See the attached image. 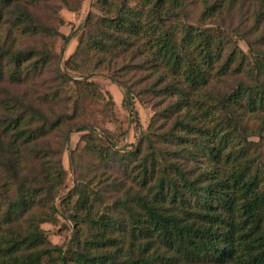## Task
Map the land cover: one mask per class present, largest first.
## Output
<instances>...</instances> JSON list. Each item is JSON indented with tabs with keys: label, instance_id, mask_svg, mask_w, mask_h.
Returning <instances> with one entry per match:
<instances>
[{
	"label": "trees",
	"instance_id": "obj_1",
	"mask_svg": "<svg viewBox=\"0 0 264 264\" xmlns=\"http://www.w3.org/2000/svg\"><path fill=\"white\" fill-rule=\"evenodd\" d=\"M45 1L0 0V264H264V52L239 36L253 52L254 83L239 80L214 104L201 97L230 66L222 45L232 31L226 19L236 8L247 9L250 32H262L257 42L264 44V0H96L68 59L78 79L59 69V54L17 49L14 40L8 43L11 31L2 36L11 15L12 27H21L24 36L61 37V53L71 35L36 24L31 12ZM60 1L70 11L80 7L79 0ZM192 3L199 9L195 22L187 13ZM124 59L136 62L119 64ZM49 66L55 81L43 99H57L69 114L46 113L10 91L29 77L40 78ZM129 68L151 75L150 88L158 95L175 98L171 174L159 170L147 140L140 160L146 194L118 197L112 205L120 212L105 214L96 209L93 202L100 199L91 190L71 192L78 196L74 215L88 226L87 234L80 233L74 249L51 246L40 224L57 212L54 200L65 181L58 153L67 150L72 132H87L81 137L85 151L100 148L89 124L72 123L83 99L100 96L84 78L103 71L123 88V106L137 115V92L116 78ZM245 116L257 123L252 131ZM135 123L140 128L138 118ZM58 130L62 147L48 153L37 146ZM74 152L68 154L71 164Z\"/></svg>",
	"mask_w": 264,
	"mask_h": 264
},
{
	"label": "rangeland",
	"instance_id": "obj_2",
	"mask_svg": "<svg viewBox=\"0 0 264 264\" xmlns=\"http://www.w3.org/2000/svg\"><path fill=\"white\" fill-rule=\"evenodd\" d=\"M76 1V0H75ZM72 0V2H75ZM96 0H79L80 7L76 11H70L62 7L60 0H47L37 4L31 12L34 13V21L41 26L49 27L53 31L63 35H71L64 49L59 53L62 47V38L48 32L38 33L36 36H24L20 34L21 27H12L11 15H7V21L4 24L2 36L5 37L7 30L11 31L7 35L11 40L15 41L14 47L23 49L28 46L35 47L37 50H51L55 55L59 54V69L69 72L78 79L80 77L69 69V57L76 51L78 40L82 32V25L90 12H95L94 4ZM131 6L134 3H130ZM198 7L192 3L188 10L190 22H195ZM248 17L247 9L236 8L232 17L226 19L230 22L232 31L229 37L223 39L224 51L223 58H231L230 66L226 74L220 78L212 79L208 87L201 97L206 100L207 104H214L218 97L224 93L236 88L239 80L252 85L254 83L253 69V52L249 50L247 44L239 40V36L243 38L252 48L264 52V44L260 46L257 42L260 34L250 32V22L246 21ZM15 28V29H13ZM52 34V32H51ZM43 40H42V39ZM264 41V38L261 40ZM256 45L260 47H256ZM132 59H124L119 64H129ZM133 61L131 63H135ZM116 76L119 81L125 85H133L137 92L133 104V111L137 115L131 113L122 104L123 88L107 79L101 70L94 71L86 79L92 82L100 92L98 98H85L79 104L78 115L72 123L86 122L92 128V135L96 136L100 142L98 152L96 149L89 151L84 150V144L81 137L87 132H72L70 140L67 144V150L59 154L61 157L62 166L65 170L64 184L59 189L54 200V206L57 212L54 214L51 221L41 223L40 227L45 231V235L51 246H59L63 250L74 249L77 237L80 233L86 236L88 226L80 225V219L74 215L77 209V195H71V192L77 194L78 189L92 191V198H99L98 202H93L97 205L102 213L109 214L114 211L120 212V209L113 207L112 202L118 197H125L129 194L132 196L137 193L146 194L148 189L142 188L140 179L144 176L141 172L140 160L147 153V140L151 141L155 147L154 152L159 170L171 174V168L168 165L171 159V151L175 148L171 147L172 124L177 116L176 112L171 107L175 98H169L164 95H158L156 88H150L153 77L147 75L137 69H131L119 73ZM254 74V73H253ZM8 74H4L6 80ZM54 69L47 67L40 78H28V81L18 82L20 87H12L10 91L17 96H22L24 99L34 103L42 111L48 113H71L70 109H64L61 102L57 99L49 101V98L43 99L46 93V86L53 83ZM6 89L9 84L5 81L3 85ZM74 87V85H72ZM53 91H59L53 85L50 86ZM86 89H90L86 87ZM52 91V90H50ZM4 92L0 89V98H3ZM59 95V94H58ZM46 102V104L43 103ZM41 105H39V104ZM136 118L139 120L140 128L135 123ZM244 117V121L248 126H257L253 120L249 121ZM253 128L251 129V131ZM250 132V131H248ZM61 130L52 132L43 138L37 146L43 150L62 147ZM146 138V142L143 140ZM250 140L257 142L258 139L250 135ZM263 150H264V144ZM137 147H140L141 152L135 153ZM64 148V142H63ZM74 152L73 164L68 159V154ZM82 151V152H81ZM263 158H264V151ZM188 168H193L194 165L188 164ZM157 170V169H156ZM156 179V178H155ZM150 182L153 185L154 182ZM140 185V186H139ZM155 186V185H154ZM168 186V185H167ZM156 187V186H155ZM155 188L150 193H153ZM168 190H165V195ZM98 196V197H97ZM192 202L193 200L190 199ZM171 211V209H170ZM79 231V233H78ZM82 231V232H81ZM84 237H80V240ZM48 261L45 260V263ZM59 264V263H57ZM72 264V263H67Z\"/></svg>",
	"mask_w": 264,
	"mask_h": 264
}]
</instances>
